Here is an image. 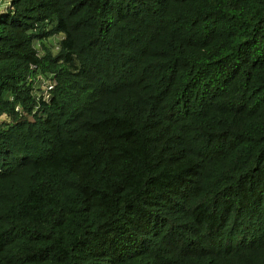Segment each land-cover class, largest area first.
I'll list each match as a JSON object with an SVG mask.
<instances>
[{
  "label": "trees",
  "instance_id": "16d2710c",
  "mask_svg": "<svg viewBox=\"0 0 264 264\" xmlns=\"http://www.w3.org/2000/svg\"><path fill=\"white\" fill-rule=\"evenodd\" d=\"M0 264H264V0L0 5Z\"/></svg>",
  "mask_w": 264,
  "mask_h": 264
},
{
  "label": "rangeland",
  "instance_id": "374dc122",
  "mask_svg": "<svg viewBox=\"0 0 264 264\" xmlns=\"http://www.w3.org/2000/svg\"><path fill=\"white\" fill-rule=\"evenodd\" d=\"M5 2H6V0H0V5H5ZM42 84H41V87L43 88V90L47 87L46 85H47V83H46V80L45 79H43V81L41 82Z\"/></svg>",
  "mask_w": 264,
  "mask_h": 264
},
{
  "label": "built area",
  "instance_id": "2783aa9c",
  "mask_svg": "<svg viewBox=\"0 0 264 264\" xmlns=\"http://www.w3.org/2000/svg\"><path fill=\"white\" fill-rule=\"evenodd\" d=\"M51 87H52L51 85H48V86L46 87V92H48V90H50ZM45 97H47V93L45 94Z\"/></svg>",
  "mask_w": 264,
  "mask_h": 264
}]
</instances>
